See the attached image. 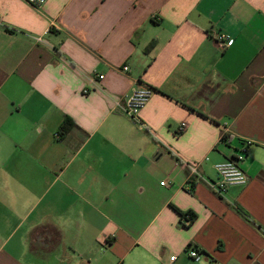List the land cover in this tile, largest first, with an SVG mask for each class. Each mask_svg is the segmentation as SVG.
Here are the masks:
<instances>
[{
	"label": "crops",
	"instance_id": "crops-1",
	"mask_svg": "<svg viewBox=\"0 0 264 264\" xmlns=\"http://www.w3.org/2000/svg\"><path fill=\"white\" fill-rule=\"evenodd\" d=\"M0 264H264V0H0Z\"/></svg>",
	"mask_w": 264,
	"mask_h": 264
},
{
	"label": "built area",
	"instance_id": "built-area-1",
	"mask_svg": "<svg viewBox=\"0 0 264 264\" xmlns=\"http://www.w3.org/2000/svg\"><path fill=\"white\" fill-rule=\"evenodd\" d=\"M30 6L34 7L37 10H41L43 6L47 3L48 0H23ZM41 41V38L37 39ZM214 40L217 42L218 46L221 49H225L232 45V40L228 36L217 33L214 35ZM124 72H128L129 66L125 65L122 69ZM104 76H100V79H103ZM87 92V91H86ZM154 94V90L147 86H140L136 88L132 94L124 96L120 98L116 105L120 110L130 119L135 121L137 124L143 127L140 121V114L145 109L149 101L151 100ZM187 128V124L184 123L179 128V132L185 131ZM225 135L228 133L227 129L224 131ZM251 141L247 142V146H245L238 155H235L233 158L226 160L225 162L218 163L215 166L217 172V179L215 182H210V187L217 194H224L227 190L232 186L245 187L249 183V178L239 165L241 161H243L246 157L248 146L251 145ZM190 171L192 175L198 174V165H191ZM188 256L190 259L198 262L200 260V254L196 250H190L188 252ZM176 259L175 256L171 257V261Z\"/></svg>",
	"mask_w": 264,
	"mask_h": 264
},
{
	"label": "trees",
	"instance_id": "trees-1",
	"mask_svg": "<svg viewBox=\"0 0 264 264\" xmlns=\"http://www.w3.org/2000/svg\"><path fill=\"white\" fill-rule=\"evenodd\" d=\"M154 44H150L148 50H150L153 47ZM75 124L71 121V120H66L64 125L60 128V135L61 136H65L66 134H68L71 130V128L74 126ZM242 213H245L244 211L240 210ZM247 216V215H246ZM248 217V216H247Z\"/></svg>",
	"mask_w": 264,
	"mask_h": 264
}]
</instances>
